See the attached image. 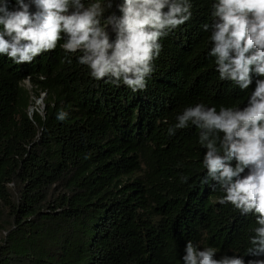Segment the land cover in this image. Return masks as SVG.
I'll use <instances>...</instances> for the list:
<instances>
[{"label":"trees","instance_id":"16d2710c","mask_svg":"<svg viewBox=\"0 0 264 264\" xmlns=\"http://www.w3.org/2000/svg\"><path fill=\"white\" fill-rule=\"evenodd\" d=\"M208 7L195 0L135 93L93 81L59 47L31 63L0 57V264H181L188 239L243 254L252 220L201 182L197 130L166 134L189 103L244 99L205 56ZM26 80L47 91L46 120L29 116ZM60 108L66 121L55 119Z\"/></svg>","mask_w":264,"mask_h":264},{"label":"clouds","instance_id":"9594fccd","mask_svg":"<svg viewBox=\"0 0 264 264\" xmlns=\"http://www.w3.org/2000/svg\"><path fill=\"white\" fill-rule=\"evenodd\" d=\"M195 0H0V57L31 63L59 47L62 60L86 66L87 75L133 93L147 86L163 39L183 30ZM206 58L216 79L244 94L231 104L197 100L183 106L166 134L194 127L203 149L201 182L218 192L215 202L252 220L246 247L219 252L188 239L181 264H264V0H209ZM47 91L40 93V98ZM39 112L47 119L44 104ZM70 112L60 108L57 121ZM167 124V121H165ZM43 131V129H42ZM187 182V176H181ZM6 188L14 189L9 180Z\"/></svg>","mask_w":264,"mask_h":264},{"label":"rangeland","instance_id":"374dc122","mask_svg":"<svg viewBox=\"0 0 264 264\" xmlns=\"http://www.w3.org/2000/svg\"><path fill=\"white\" fill-rule=\"evenodd\" d=\"M24 86L29 90L30 93V106L28 109L29 116L32 117L35 112H39L40 104L43 103V100H41L40 96H37L32 88L31 83L26 80L24 82ZM40 113V112H39Z\"/></svg>","mask_w":264,"mask_h":264}]
</instances>
